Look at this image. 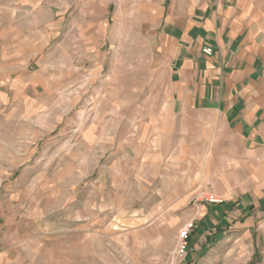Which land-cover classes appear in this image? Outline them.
Instances as JSON below:
<instances>
[{"label": "rangeland", "instance_id": "374dc122", "mask_svg": "<svg viewBox=\"0 0 264 264\" xmlns=\"http://www.w3.org/2000/svg\"><path fill=\"white\" fill-rule=\"evenodd\" d=\"M25 1L0 0V30L47 15L48 3L22 10ZM2 43L0 264H264V172L252 183L151 161L105 125L111 103L86 95L76 73L70 96L20 98L4 82Z\"/></svg>", "mask_w": 264, "mask_h": 264}, {"label": "crops", "instance_id": "0c3cea01", "mask_svg": "<svg viewBox=\"0 0 264 264\" xmlns=\"http://www.w3.org/2000/svg\"><path fill=\"white\" fill-rule=\"evenodd\" d=\"M43 4L45 17L0 30L10 93L70 96L76 73L86 95L111 103L105 125L148 148L151 161L189 175L198 167L243 173L252 183L264 172V0H31L21 8Z\"/></svg>", "mask_w": 264, "mask_h": 264}, {"label": "built area", "instance_id": "2783aa9c", "mask_svg": "<svg viewBox=\"0 0 264 264\" xmlns=\"http://www.w3.org/2000/svg\"><path fill=\"white\" fill-rule=\"evenodd\" d=\"M202 52L204 53V54H206V55H210L211 53H212V50H211V48H209V47H204L203 49H202ZM209 201L211 202V203H218L219 202V200L218 199H215V198H213V197H210L209 198ZM190 226H186V227H184V229H182V231L180 232V237H181V239L182 240H185L186 238H187V236H188V234H189V231H190V228H189ZM185 244L182 246V250H184L185 249Z\"/></svg>", "mask_w": 264, "mask_h": 264}, {"label": "trees", "instance_id": "16d2710c", "mask_svg": "<svg viewBox=\"0 0 264 264\" xmlns=\"http://www.w3.org/2000/svg\"><path fill=\"white\" fill-rule=\"evenodd\" d=\"M190 237H191V235L187 236L186 240L189 241ZM209 242H213V237L208 236V237L205 238V243L209 244ZM200 255H202V253Z\"/></svg>", "mask_w": 264, "mask_h": 264}]
</instances>
